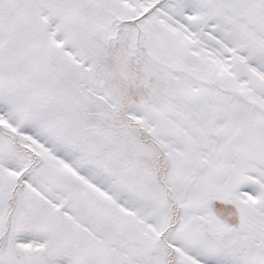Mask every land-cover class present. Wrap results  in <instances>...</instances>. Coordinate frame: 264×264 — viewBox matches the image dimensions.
Listing matches in <instances>:
<instances>
[{"label":"snow or ice","instance_id":"snow-or-ice-1","mask_svg":"<svg viewBox=\"0 0 264 264\" xmlns=\"http://www.w3.org/2000/svg\"><path fill=\"white\" fill-rule=\"evenodd\" d=\"M0 264H264V0H0Z\"/></svg>","mask_w":264,"mask_h":264}]
</instances>
